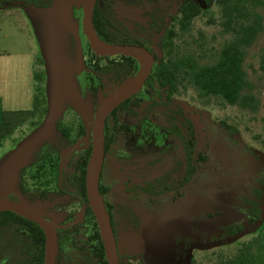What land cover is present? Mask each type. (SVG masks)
<instances>
[{
    "label": "rangeland",
    "instance_id": "rangeland-1",
    "mask_svg": "<svg viewBox=\"0 0 264 264\" xmlns=\"http://www.w3.org/2000/svg\"><path fill=\"white\" fill-rule=\"evenodd\" d=\"M184 1L195 3L199 12L182 26L179 6ZM237 1L143 0L144 8L155 3L167 8L162 30L150 38L151 74L161 70L171 74L161 95L189 116L197 153L206 160L197 162L182 193L149 198L131 192L128 173L107 157L101 184L110 190L109 201L114 207L132 209L140 220L136 229L116 215L119 264H219L238 255L264 264V0ZM106 2L119 20L130 18L122 0ZM82 3L52 0L46 8L32 3L15 7L22 18L12 17L11 22L19 28V36L31 42L41 106L0 145V198L15 197L51 221L55 231L85 228L79 239L93 247L95 218L74 189L63 193L60 183L79 174L78 159L91 151L94 114L106 99L96 70L117 56L105 58L91 49L82 28ZM240 37L247 41L241 47L243 82L238 102L230 105L194 86L190 67L216 63L223 47ZM78 42L84 59L79 72ZM133 96L129 108L116 116L118 140L112 147L132 155L139 166L161 158L149 166V176L156 175L172 166L182 150L162 131L161 112L143 122L134 116L151 101L149 88L143 84ZM258 188L259 209L254 206ZM249 216L259 217L255 228ZM242 223L248 229L229 237L231 227Z\"/></svg>",
    "mask_w": 264,
    "mask_h": 264
},
{
    "label": "trees",
    "instance_id": "trees-1",
    "mask_svg": "<svg viewBox=\"0 0 264 264\" xmlns=\"http://www.w3.org/2000/svg\"><path fill=\"white\" fill-rule=\"evenodd\" d=\"M24 4L32 3L37 7H50L52 0L43 2L41 0H21ZM124 5L131 11L130 18L126 22L119 20L112 13L113 7L106 0H96L92 13V24L98 38L103 42L111 45H134L146 48L150 53V38L152 35L159 33L164 25L167 16V8L161 3H155L152 7H142L143 0H122ZM2 2H10L0 0ZM12 2V1H11ZM103 3L102 7L99 6ZM239 2V0L237 1ZM242 3V2H241ZM237 4V3H236ZM2 7V6H1ZM199 12V7L190 1H184L179 6L180 21L182 26L186 25ZM247 43L246 37H240L237 41L227 44L220 52L216 63L202 67H190V76L192 83L201 92L208 95L220 96L226 103L233 105L240 98V88L243 82L242 51L241 47ZM153 55V53H152ZM109 58V56H104ZM166 71V70H164ZM96 80L102 91L106 92V98L118 90L125 82L135 77L139 73V63L137 60L127 56H117V59L111 60L108 65L97 68ZM161 72L151 74L146 78L144 85L150 90L151 101L141 107L139 113L135 112L140 121L147 120L151 115L161 112L165 118V125L161 126L162 131L170 134L178 141L182 154L172 166L166 171L149 176V166L153 167L159 163L161 158L154 161H148L142 166L140 162L134 160L132 155L112 147L117 142V131L115 120L118 112L124 108H129L135 96H131L118 105L105 119L103 127V151L104 161L110 155L113 160L124 168L128 173V180L131 192L143 194L149 198L165 197L171 194L182 193L185 186L192 180L196 172L198 161L204 162L206 159L197 153L196 133L189 116L183 113L182 109L171 105L169 100L162 97V92L166 85L170 84L169 76ZM36 81V74H34ZM37 82V81H36ZM36 86L34 95V107L28 111H7L2 114L0 121V145L4 138L14 132L25 121L32 118L38 108L41 106L40 97ZM136 107L138 105H135ZM117 121V120H116ZM90 150H87L77 161V170L79 174L66 179L62 185V192L74 189V195L86 206L87 212L94 218L91 209L88 206L86 197V173L90 158ZM109 160V159H108ZM126 165L130 168L125 169ZM102 166V168H103ZM125 166V167H124ZM134 166V167H132ZM139 166V167H135ZM156 166V165H155ZM131 170L133 173H130ZM135 172V173H134ZM102 173L99 177V194L103 207L107 213L115 240L117 235L116 215L119 214L121 222L139 227V216L132 209L117 205L114 207L108 199L109 188L101 184ZM62 179H60V182ZM71 188V189H70ZM261 191L256 192V202L254 206L259 209V198ZM12 199H15L12 197ZM261 209V208H260ZM261 211H259V216ZM259 217H248L251 227L255 228V223ZM250 227V228H251ZM93 233L90 241L94 242L93 247H88V241L79 239V236L85 234L86 229L83 227H68L56 230V252L54 264H107L104 247L99 235L96 223L93 224ZM245 223L231 227V236L238 235L247 230ZM25 237L21 241L23 248L31 245L32 254L31 264H44V243L45 237L41 227L18 214L10 211L0 212V241L5 242L6 248L1 251H15L8 248L7 245L13 241V237ZM117 243V241H116ZM75 248L79 249L75 253ZM25 251V249H22ZM85 255V256H82ZM77 255L73 260L70 256ZM64 262V263H63ZM219 264H253L251 258L238 255L237 257L221 262Z\"/></svg>",
    "mask_w": 264,
    "mask_h": 264
},
{
    "label": "water",
    "instance_id": "water-1",
    "mask_svg": "<svg viewBox=\"0 0 264 264\" xmlns=\"http://www.w3.org/2000/svg\"><path fill=\"white\" fill-rule=\"evenodd\" d=\"M96 0H83L82 3V28L87 41L97 55L99 56H127L135 60L143 59L146 63L144 70H140L135 76V81L129 89L122 93L116 90L112 95L106 98L97 108L91 128L92 145L89 163L86 173V197L88 206L95 218L99 235L104 247L107 264H119L117 246L115 237L109 223L107 213L103 207L99 194V177L103 166V127L106 117L124 100L138 93L142 88L146 78L150 75L154 57L146 48L134 45H111L113 49H104L101 47L98 36L96 35L92 24V13ZM21 4L14 2L12 5ZM100 40V39H99ZM102 41V40H100ZM105 43V42H104ZM83 56L80 43H77V69L79 72L83 67ZM49 117H47V120ZM10 211L18 214L30 221L37 223L44 232V264H54L56 252V231L54 225L48 219L42 217L34 210L22 205L21 203L0 198V212Z\"/></svg>",
    "mask_w": 264,
    "mask_h": 264
},
{
    "label": "crops",
    "instance_id": "crops-1",
    "mask_svg": "<svg viewBox=\"0 0 264 264\" xmlns=\"http://www.w3.org/2000/svg\"><path fill=\"white\" fill-rule=\"evenodd\" d=\"M14 2L21 4L12 5ZM23 5L22 1H10L0 6V121L4 112L28 111L34 107L37 65L33 48L31 42L19 36V28L11 22L12 17H21L15 7ZM21 22L25 24L23 19Z\"/></svg>",
    "mask_w": 264,
    "mask_h": 264
},
{
    "label": "flooded vegetation",
    "instance_id": "flooded-vegetation-1",
    "mask_svg": "<svg viewBox=\"0 0 264 264\" xmlns=\"http://www.w3.org/2000/svg\"><path fill=\"white\" fill-rule=\"evenodd\" d=\"M15 198V197H13ZM17 201V199H12ZM13 241L7 245L8 248H13L15 251L5 252L0 250V264H31L32 254L30 252L31 245H26L24 248L21 245V241L26 239L25 237L17 236L12 238ZM116 241V240H115ZM117 246V244H116ZM6 248L5 242L0 241V249ZM25 249V251H22ZM79 249L75 248V253H78ZM75 260L77 255L70 256Z\"/></svg>",
    "mask_w": 264,
    "mask_h": 264
},
{
    "label": "bare ground",
    "instance_id": "bare-ground-1",
    "mask_svg": "<svg viewBox=\"0 0 264 264\" xmlns=\"http://www.w3.org/2000/svg\"><path fill=\"white\" fill-rule=\"evenodd\" d=\"M98 41H99L101 47H103L104 49H113V47H112L111 45H109V44H107V43H104L103 41H100L99 39H98ZM137 62L139 63L141 69L144 70L145 67H146V63H145V61H144L143 59H139ZM135 79H136V78L133 77V78H131L130 80H128L127 82H125V83H124V84L118 89V93H122V92L126 91L127 89H129V88L131 87V85L134 83ZM116 92H117V91H116Z\"/></svg>",
    "mask_w": 264,
    "mask_h": 264
}]
</instances>
